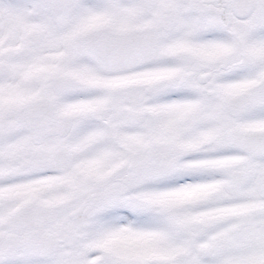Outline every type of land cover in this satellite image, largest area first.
<instances>
[{"label":"snow or ice","instance_id":"1","mask_svg":"<svg viewBox=\"0 0 264 264\" xmlns=\"http://www.w3.org/2000/svg\"><path fill=\"white\" fill-rule=\"evenodd\" d=\"M0 264H264V0H0Z\"/></svg>","mask_w":264,"mask_h":264}]
</instances>
